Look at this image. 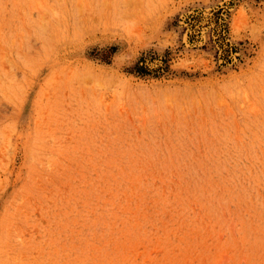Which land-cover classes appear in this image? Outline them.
<instances>
[{
    "label": "rangeland",
    "instance_id": "1",
    "mask_svg": "<svg viewBox=\"0 0 264 264\" xmlns=\"http://www.w3.org/2000/svg\"><path fill=\"white\" fill-rule=\"evenodd\" d=\"M0 264H264V0H0Z\"/></svg>",
    "mask_w": 264,
    "mask_h": 264
}]
</instances>
